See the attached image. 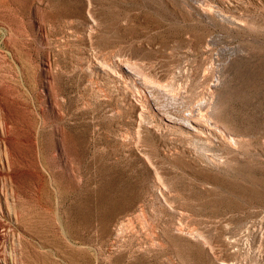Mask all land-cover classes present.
Segmentation results:
<instances>
[{
    "label": "rangeland",
    "instance_id": "rangeland-1",
    "mask_svg": "<svg viewBox=\"0 0 264 264\" xmlns=\"http://www.w3.org/2000/svg\"><path fill=\"white\" fill-rule=\"evenodd\" d=\"M207 1L245 25L193 27L174 0H93L92 45L84 0H0V264H264V0ZM94 51L176 86L194 68L220 78L216 122L244 157L218 172L188 144L138 140Z\"/></svg>",
    "mask_w": 264,
    "mask_h": 264
},
{
    "label": "bare ground",
    "instance_id": "bare-ground-1",
    "mask_svg": "<svg viewBox=\"0 0 264 264\" xmlns=\"http://www.w3.org/2000/svg\"><path fill=\"white\" fill-rule=\"evenodd\" d=\"M84 1V39L93 45L100 21L94 12L93 0ZM174 1L186 11V16L193 21V27L204 23L208 29L222 25L235 30L245 25L224 15L222 10L207 0ZM190 38L196 41L197 37L192 35ZM89 70L96 77L113 84L112 90L122 104L130 107L139 128L138 140H141L142 133H152L188 144L193 148H187L184 152L204 168L218 172L228 171L234 161L244 157L237 147L238 141L216 122L221 88L220 78L215 80L212 73L199 77V69L194 68L187 75L185 85L176 86L173 82H167L165 75L154 68L144 67L123 57L100 56L96 51L89 54ZM202 84L208 85L203 94L198 91ZM221 147L227 150L225 156L208 154ZM148 160L157 178L159 194L164 196L167 192L160 179L159 168L154 167L151 158L148 157Z\"/></svg>",
    "mask_w": 264,
    "mask_h": 264
}]
</instances>
